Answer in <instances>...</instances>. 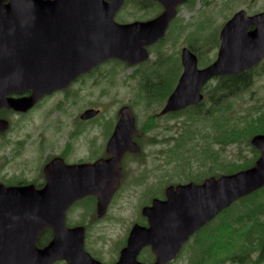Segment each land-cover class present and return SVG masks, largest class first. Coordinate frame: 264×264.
<instances>
[{
    "label": "water",
    "instance_id": "obj_1",
    "mask_svg": "<svg viewBox=\"0 0 264 264\" xmlns=\"http://www.w3.org/2000/svg\"><path fill=\"white\" fill-rule=\"evenodd\" d=\"M152 1L162 7L155 18L118 24L115 16L125 0H0V109L25 113L44 96L66 89L111 59L129 66L146 61V47L165 36L177 7L186 2ZM249 26L254 29L248 30ZM219 39L215 61L203 69L197 68L190 50H182L184 70L161 114L198 105L203 99L200 90L212 77L238 75L260 63L264 58V12L252 16L243 10L236 12L224 24ZM26 92L30 94L9 96ZM97 114L91 110L81 119ZM118 116L106 145L107 159L69 165L53 158L43 167L45 184L41 188L0 183V246L16 248L14 264H51L62 257L59 246L67 232L65 212L75 201L95 195L98 214L105 212L120 184L123 153L139 151L132 141L136 134L132 113L123 108ZM8 127V121L0 119V132ZM250 144L260 152L252 167L210 177L198 185L169 186L165 200L153 199L144 207L148 227L132 228L116 264H146L137 260L146 246L156 257L152 264L173 261L194 233L235 201L264 187V134L252 136ZM46 226L53 227L55 237L47 248L36 251V235ZM72 231H80L82 252L73 264H101L85 253L83 228Z\"/></svg>",
    "mask_w": 264,
    "mask_h": 264
},
{
    "label": "rangeland",
    "instance_id": "obj_2",
    "mask_svg": "<svg viewBox=\"0 0 264 264\" xmlns=\"http://www.w3.org/2000/svg\"><path fill=\"white\" fill-rule=\"evenodd\" d=\"M135 1L125 2L115 16L116 23L147 21L159 13L158 7L148 5L142 9ZM140 3L142 1L138 5ZM239 10L249 14L263 12L264 0H188L178 8L164 39L147 48L150 58L143 64L129 67L123 62L108 60L80 76L65 92L46 96L27 113L0 110V118L9 122V128L0 134V183L8 187L24 181L37 186L43 182V166L59 155L69 165L92 164L102 159L117 112L121 106H128L137 129H150L139 139L147 153L144 160L149 173L144 169L140 171L139 166L144 162L127 164L120 192L109 215L96 230L113 238L124 231L134 217L132 214L138 212L141 205L148 206L152 198H163L167 186L188 182L197 184L220 173L225 175L218 166L220 162L251 157V147L245 142L225 145L217 144L216 140L226 128L243 127L264 118L263 75H254L248 89L222 102L216 110L211 109L208 114L199 116L193 112L154 120L163 102L157 97L147 99L142 87L143 78L150 72L154 78L155 70L160 73L162 65L163 83L171 87L176 76L174 66L176 61L178 63V54L189 45L198 50L206 62L212 61L216 57L221 27ZM208 106L209 100L201 110ZM88 108L99 109V114L83 122L79 116ZM149 122L151 126H146ZM263 128L259 127L255 132L262 134ZM136 180L139 182L134 183ZM130 191L132 193H128ZM79 208L86 213L93 211L91 202L85 201L73 207L72 217ZM236 208L243 211L238 206ZM216 217L213 222L220 221ZM197 235L196 232L190 237L183 245L180 257L169 264H191L195 260L192 246ZM99 246L102 247V243ZM256 258L257 253L247 264Z\"/></svg>",
    "mask_w": 264,
    "mask_h": 264
},
{
    "label": "flooded vegetation",
    "instance_id": "obj_3",
    "mask_svg": "<svg viewBox=\"0 0 264 264\" xmlns=\"http://www.w3.org/2000/svg\"><path fill=\"white\" fill-rule=\"evenodd\" d=\"M129 1L130 0H125V2H127V3ZM139 1H141V0H137V2H139ZM125 2H124V4H125ZM150 2L154 6L158 7L159 13L157 15H159L162 12V8L160 6H158L157 3L152 2V1H150ZM187 2H188V0H186L185 3H187ZM124 4H123V6H124ZM152 4H150V5H152ZM142 6H143L142 3H140V5H138L137 7L141 8ZM150 7H152V6H150ZM263 12L261 11L260 13H263ZM235 13H233L229 17V19ZM246 14L248 16L255 15V14H249V13H246ZM228 20H226V22ZM133 22H135V21H133ZM224 24H223V26H224ZM223 26L221 27V29L223 28ZM221 29H220V31H221ZM253 29H254L253 26H249L248 27V30H253ZM220 31L218 33V41H217L218 46H217L216 57H217L218 50H219V47H220V39H219ZM147 48H149V47H147ZM184 48H187L188 50H190L195 55L196 60H197V68L198 69H203V68L207 67L208 65H210L216 59V57H215L212 61L206 62L204 59L201 58V55L198 52V50H196L192 45H189L188 47H184ZM184 48H182L180 50L179 54H178V58H177L178 63L176 61V64L174 66V71L176 72V76H175V80L173 82V85L171 87H168V86L164 85L163 78H161V76L164 75V72H163V66L164 65L161 66L162 68H161V72L160 73H159L158 69L155 70V77L154 78L151 77L152 76L151 72H150L149 75H146L145 78H143L142 87H144V85H145V86H147L149 88H153L154 89V93L156 95L155 98L157 97V99H159L161 102H163V105H162L160 111L155 115V119L154 120H156L158 118L162 119V118H165L166 116H170V117L176 116V115L184 113L188 109L189 110H195V109H199L201 107L203 108L205 103H206V101H207V97H208L207 91H208L209 87L212 85L211 83L215 82L214 80L217 79V77H212L210 80H208L202 86L200 92H201V94L203 96V99L198 105L188 106V107H186V109L184 108L185 110L178 111V112H167L165 114H161V111L164 109V106H165L168 98L170 97V95L175 90V88H176V86L178 84V81H179V79H180V77H181V75L183 73L184 68H183L182 63H181V55H182V50ZM141 64H143V63H141ZM160 64H158L157 66H160ZM258 64L259 65L256 66V67H261L262 66L261 64H264V58ZM138 65H140V64H138ZM135 66H137V65H135ZM156 68L157 67H156V64H155L154 69H156ZM254 75H257V76L263 75L264 76V73L254 71L253 72V76ZM152 79H153V81H152ZM66 90L57 91V92H65ZM57 92H54V93H52L49 96H52L53 94H55ZM29 94L30 93L28 92V93H23V94H13V95H9V96L17 98V97H22V96H28ZM123 108H129V107L128 106H121L119 108V110L117 112L116 122H115V124L113 126L112 132L110 133L109 139H110V137H111V135L113 133V130H114L116 124L119 121V116H118L119 112ZM201 109H200V111H198L199 115L200 114L202 115V114H204L207 111L210 112L211 107L209 105L208 108H206L204 111H202ZM91 110H97V109H94V108L86 109L83 113L80 114L79 119L81 121H83V122L88 121V119L82 120L81 116L84 115L86 112L91 111ZM186 114H191V111L186 113ZM0 119H2V118H0ZM135 124H136V122H135ZM146 126H151V122L147 123ZM148 131H150V129L141 130V128L137 129V127H136V134H134L132 136V141L138 146L139 151L137 153H133V152H130V151H125L123 153V156H122V159H121V163H120V167H121L120 185H119L118 189L116 190V192L112 195V197H111V199H110V201H109V203H108V205L106 207V210H105V212L102 215L98 214V210H97V196H95V195L87 196V197H85V198H83L81 200H78L75 203H73L67 209V211L65 212V227L67 228V232L63 235V238H62L63 241H62V243L59 246L60 253L62 254V257L60 259L55 260L51 264H73V261L75 260V258H79L80 256H82V252H81V248H80V241H79L80 231L79 232H75V231H72L73 229L83 228V247H84V251H85V253L87 255L90 256V258L92 260L97 261V262H99L101 264H116L117 261L119 260V256H120L121 250L126 247L127 240H128V237H129V234H130L132 228L135 225H138L140 227H148V220L142 213V209L145 207V205H143V206L141 205V208L138 209V212H135V213L132 214V215H134V217L131 218L130 223L127 224L126 228L124 229V231L121 234H116L112 238V236L110 234H107L105 232H96V230L98 229L97 226H99L107 218V216L109 215L110 208L113 205V202L115 201L118 193L120 192L122 181H123V179L125 177L127 164H129V163H131V164H133V163L134 164H140V163L144 162V164L142 166H139L140 171H142L144 169L145 172L149 173L147 171V167H146L148 165H145L146 162L144 160V157H147V153L142 149V146L139 143V139H140L141 135L146 133V132H148ZM216 143L217 144H220V143L223 144V141L221 139V135L216 140ZM57 157H60L65 162V159L63 157H61L60 155L57 156ZM108 157H109V155L105 154L103 159H107ZM130 157H132V158H130ZM150 167H155V166H150ZM202 181L201 182L199 181V183H197L196 185L202 183ZM138 182H139V180H136L134 183H138ZM44 183H45V178H44V175H43V182H41L40 187L43 186ZM21 185H24V184H21ZM177 185H184V184H176V185H169V186L176 187ZM165 191H166V188L164 190V193H165ZM128 193H132V192L130 191ZM153 199L154 198H152V200ZM157 199L165 200V197H163V198L160 197V198H157ZM85 201L91 202V204L93 206V211L91 213H86V212H84L82 210V208H79V212H76L75 215L72 217L71 216V210L73 209V207H75L79 203H83ZM151 201H150V204H151ZM54 237H55V233H54L53 227L52 226L44 227V229L39 231L37 233V235H36V238H35V249H36V251H41V250L47 248L50 245V243L53 241ZM75 237H77V240L76 241L72 240ZM31 239H32V237H30L29 240H31ZM112 239H113V242L111 241ZM0 243H2L1 240H0ZM100 243H102V247L99 246V248H98V244H100ZM16 256H17L16 248H11V247L8 248V247L3 246V245L0 246V262H4L6 260H9L10 263L14 264L15 260H16ZM149 256H150L149 259H144V257H149ZM155 259H156V257L154 255V253L152 252V249H151L150 246L144 247L139 252V254L137 255V260L140 263L152 264V263L155 262Z\"/></svg>",
    "mask_w": 264,
    "mask_h": 264
},
{
    "label": "trees",
    "instance_id": "obj_4",
    "mask_svg": "<svg viewBox=\"0 0 264 264\" xmlns=\"http://www.w3.org/2000/svg\"><path fill=\"white\" fill-rule=\"evenodd\" d=\"M141 1L142 9L152 4L149 0ZM135 4L138 6L137 1H135ZM261 65V67H254L238 75L217 77L214 80V84L207 91V101L209 100L211 109L216 110L222 102L248 89L254 79L253 72L261 71V73H264V64ZM143 88L147 99L155 98L156 95L153 88L145 85ZM201 108L188 109L184 114L191 111V113L194 112L199 116L198 111ZM2 111L8 112L5 109H2ZM208 113L207 111L204 114ZM259 127H264V118H259L243 127L226 128L221 134V139H223L222 141L225 145L232 142H245L248 147H251L250 138L257 134L255 129ZM144 128L147 129L146 127ZM251 151L252 156L243 157L244 159L241 161L225 159L224 162L219 163L215 158V162L216 164L219 163L218 166L222 168L225 174L235 173L253 166L260 153L252 147ZM18 184H25V182H19ZM36 187H40V184ZM236 206L243 211L239 212ZM236 210L237 213L233 214ZM217 217L220 218V221H211V225L208 223L197 232V238L193 242L195 244L192 246L195 260L191 264H226L227 262L247 264L255 253H257V258L252 260L250 264H261L264 261V187L235 201L220 212ZM209 227L210 230H208ZM180 255L181 253H179L177 258Z\"/></svg>",
    "mask_w": 264,
    "mask_h": 264
}]
</instances>
